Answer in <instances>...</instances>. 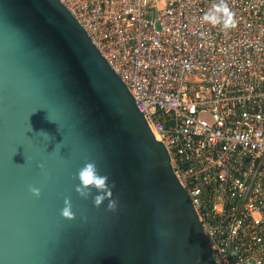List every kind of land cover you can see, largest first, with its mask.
I'll list each match as a JSON object with an SVG mask.
<instances>
[{
    "label": "water",
    "instance_id": "water-1",
    "mask_svg": "<svg viewBox=\"0 0 264 264\" xmlns=\"http://www.w3.org/2000/svg\"><path fill=\"white\" fill-rule=\"evenodd\" d=\"M92 160L115 212L76 191ZM0 264H213L166 146L60 0H0Z\"/></svg>",
    "mask_w": 264,
    "mask_h": 264
},
{
    "label": "built area",
    "instance_id": "built-area-1",
    "mask_svg": "<svg viewBox=\"0 0 264 264\" xmlns=\"http://www.w3.org/2000/svg\"><path fill=\"white\" fill-rule=\"evenodd\" d=\"M166 146L213 264H264V0H60Z\"/></svg>",
    "mask_w": 264,
    "mask_h": 264
},
{
    "label": "clouds",
    "instance_id": "clouds-1",
    "mask_svg": "<svg viewBox=\"0 0 264 264\" xmlns=\"http://www.w3.org/2000/svg\"><path fill=\"white\" fill-rule=\"evenodd\" d=\"M234 17L235 14L227 5L226 0H219V3L213 4L212 8L203 15L202 21L213 26L221 25L223 30H229L236 27ZM75 178L79 180L76 191L82 198L88 199L91 197L94 206L97 208L107 200V210L116 211L117 200L112 198V189L115 187V184L114 182L109 183V176L107 174H101L95 160L86 162L79 169ZM31 190L34 195L39 196V189ZM93 191L98 194L93 196ZM61 216L67 220L75 219V213L71 210V202L67 199L65 200V207L61 211Z\"/></svg>",
    "mask_w": 264,
    "mask_h": 264
}]
</instances>
